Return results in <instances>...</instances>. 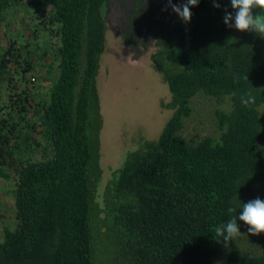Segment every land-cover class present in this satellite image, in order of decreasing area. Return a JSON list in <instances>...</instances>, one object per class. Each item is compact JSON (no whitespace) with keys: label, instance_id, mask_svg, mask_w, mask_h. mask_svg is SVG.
<instances>
[{"label":"trees","instance_id":"trees-1","mask_svg":"<svg viewBox=\"0 0 264 264\" xmlns=\"http://www.w3.org/2000/svg\"><path fill=\"white\" fill-rule=\"evenodd\" d=\"M216 2L156 30L173 15L168 0L122 1L110 28L136 58L156 44L175 113L105 168L97 77L111 0H0V179L14 198L10 218L0 214V264H264L240 234L225 244L214 231L233 215L246 229L242 203L264 200V36L228 27L225 9L236 10ZM199 95L216 101L217 128L185 136Z\"/></svg>","mask_w":264,"mask_h":264},{"label":"rangeland","instance_id":"rangeland-1","mask_svg":"<svg viewBox=\"0 0 264 264\" xmlns=\"http://www.w3.org/2000/svg\"><path fill=\"white\" fill-rule=\"evenodd\" d=\"M122 1L111 0L112 11L108 16L105 51L101 56V68L97 77L104 118L101 139L105 168L111 165L115 168L121 167L128 152L135 149V143L140 138H158L175 113L174 109L163 107V103L171 102L172 93L162 74L152 67L151 54L156 50V44H152L143 56L136 58L121 36L110 28L118 25V19L122 14ZM183 3H186V0H179L177 5ZM172 13L173 15L165 18L156 30L171 22L182 21L174 11ZM18 24H24L20 31L22 36L27 34L28 25L23 22ZM1 30L2 33L6 31L12 33V29L7 25L2 26ZM43 43L36 56V67L40 70V74L47 73L48 64L51 62L50 57L44 53L40 54L43 52L42 49L44 50ZM50 43L52 42L49 40L48 45ZM215 109L216 101L202 95L197 96L194 99V112L191 118L187 119L183 134L185 136L200 134L202 137L215 132L217 128ZM262 111L264 115V107ZM11 190L12 186L9 182L0 179V214L7 213L5 214L7 219L12 215L10 211L12 208L3 209V207H10L14 203ZM2 224L3 217L0 218V227ZM248 227L241 230V236L238 238L244 250L263 251L264 241L252 246L255 235L248 232ZM261 233L257 236H264V232Z\"/></svg>","mask_w":264,"mask_h":264},{"label":"clouds","instance_id":"clouds-1","mask_svg":"<svg viewBox=\"0 0 264 264\" xmlns=\"http://www.w3.org/2000/svg\"><path fill=\"white\" fill-rule=\"evenodd\" d=\"M198 4V0H186V3L181 5L173 4L172 0H168L167 7H171L172 10L181 18L185 23L191 20L190 6ZM213 6L220 8L221 5L213 0ZM231 7L235 9V14L228 12L225 9V15L223 17L224 23L230 27L240 31L251 30L264 36V16L253 15V9H260L264 12V0H231ZM234 21V23H233ZM247 98L242 97L241 102L245 105L252 102L254 98L250 94H246ZM242 212L238 219L245 222L248 225V232L253 235H259L264 232V200L259 197L250 200L247 203H242ZM229 213H236L235 207L228 208ZM216 236L222 237L225 244L230 242L236 236L241 234L239 225L237 223V215H233L231 219L223 225L215 228Z\"/></svg>","mask_w":264,"mask_h":264}]
</instances>
